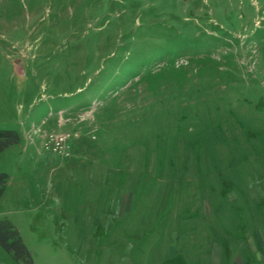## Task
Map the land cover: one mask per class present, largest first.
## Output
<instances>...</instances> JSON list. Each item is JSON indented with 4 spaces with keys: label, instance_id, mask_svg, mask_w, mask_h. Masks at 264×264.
<instances>
[{
    "label": "rangeland",
    "instance_id": "374dc122",
    "mask_svg": "<svg viewBox=\"0 0 264 264\" xmlns=\"http://www.w3.org/2000/svg\"><path fill=\"white\" fill-rule=\"evenodd\" d=\"M0 131L33 264H264V0H0Z\"/></svg>",
    "mask_w": 264,
    "mask_h": 264
},
{
    "label": "trees",
    "instance_id": "16d2710c",
    "mask_svg": "<svg viewBox=\"0 0 264 264\" xmlns=\"http://www.w3.org/2000/svg\"><path fill=\"white\" fill-rule=\"evenodd\" d=\"M19 142L18 133L0 131V152ZM7 180L6 174H0V198L5 192ZM0 246L10 253L17 262L33 264L32 255L24 244L19 231L6 220H0Z\"/></svg>",
    "mask_w": 264,
    "mask_h": 264
},
{
    "label": "built area",
    "instance_id": "2783aa9c",
    "mask_svg": "<svg viewBox=\"0 0 264 264\" xmlns=\"http://www.w3.org/2000/svg\"><path fill=\"white\" fill-rule=\"evenodd\" d=\"M77 138L78 134L74 132L51 133L46 137L45 148L49 154H56L59 158H70L74 153L70 142Z\"/></svg>",
    "mask_w": 264,
    "mask_h": 264
}]
</instances>
